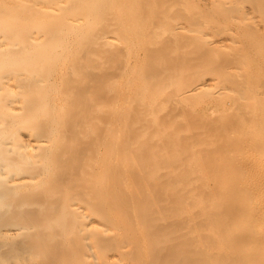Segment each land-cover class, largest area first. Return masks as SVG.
Returning <instances> with one entry per match:
<instances>
[{"label":"bare ground","instance_id":"bare-ground-1","mask_svg":"<svg viewBox=\"0 0 264 264\" xmlns=\"http://www.w3.org/2000/svg\"><path fill=\"white\" fill-rule=\"evenodd\" d=\"M0 264H264V0H0Z\"/></svg>","mask_w":264,"mask_h":264}]
</instances>
